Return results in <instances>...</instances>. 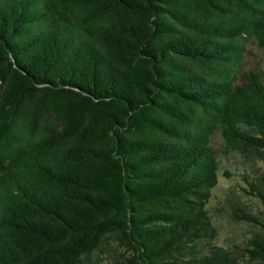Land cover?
<instances>
[{"label":"trees","instance_id":"1","mask_svg":"<svg viewBox=\"0 0 264 264\" xmlns=\"http://www.w3.org/2000/svg\"><path fill=\"white\" fill-rule=\"evenodd\" d=\"M250 39L264 0H0V264H264ZM227 164L263 208L236 248L205 207Z\"/></svg>","mask_w":264,"mask_h":264},{"label":"rangeland","instance_id":"2","mask_svg":"<svg viewBox=\"0 0 264 264\" xmlns=\"http://www.w3.org/2000/svg\"><path fill=\"white\" fill-rule=\"evenodd\" d=\"M249 69L261 72L264 78V49H258L251 39L246 43L241 71ZM242 75H239V79ZM255 165H258L259 169L264 168V158L256 160ZM227 169L233 173L229 176H223L220 171L217 173L215 185L210 189L205 207L216 227L213 242L236 248L245 245L246 239L257 230V223L239 219L237 215L245 213L261 217L260 210L263 208L257 197L247 194V191L241 188L245 184L239 179L237 169L228 167V164ZM242 253L244 264H263L257 258L249 257L244 251ZM129 256V251L113 243L105 247L98 264H124Z\"/></svg>","mask_w":264,"mask_h":264}]
</instances>
